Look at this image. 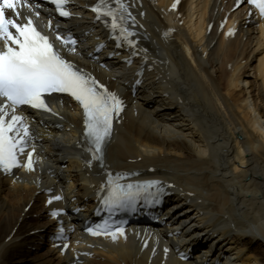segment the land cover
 Wrapping results in <instances>:
<instances>
[{
  "label": "bare ground",
  "instance_id": "bare-ground-1",
  "mask_svg": "<svg viewBox=\"0 0 264 264\" xmlns=\"http://www.w3.org/2000/svg\"><path fill=\"white\" fill-rule=\"evenodd\" d=\"M123 1L145 48L129 67L122 58L133 52L113 49L87 11L92 0H70L64 21L35 5L48 32L87 40L63 55L125 109L101 167L69 99H54L52 113H17L38 163L34 173H0V264H264V20L246 0L235 8L238 0H180L175 8L173 0ZM103 41L106 67L85 56ZM106 171L157 180L165 213L176 211L115 240L78 229L62 250L56 227L89 217ZM206 241L215 244L210 259ZM194 245L202 250L192 259Z\"/></svg>",
  "mask_w": 264,
  "mask_h": 264
},
{
  "label": "snow or ice",
  "instance_id": "snow-or-ice-1",
  "mask_svg": "<svg viewBox=\"0 0 264 264\" xmlns=\"http://www.w3.org/2000/svg\"><path fill=\"white\" fill-rule=\"evenodd\" d=\"M50 2L56 6L60 15H70L64 10L67 0ZM247 2L264 16V0ZM115 3L118 8L113 9L108 0H99L92 11L97 13V18L110 17L112 30H119L121 36L127 39L131 33L120 24L123 20L120 12L126 9L121 0H115ZM18 5L29 6L25 0H0V44L3 45L0 49V169L10 172L13 168L24 166L32 170L30 153L26 165L19 161V156L26 152L25 138L29 136V129L23 124L24 118L16 113L24 106L50 110L45 97L54 93L68 94L81 105L85 116L86 135L91 138L95 153H101L103 144L111 132L113 115L122 110V101L99 85L95 79L76 70L74 65L55 49L49 37L36 29L32 19L23 22ZM6 10H10V14ZM56 40L61 41L63 45H72L70 51H75L76 41L71 37L65 39L57 35ZM119 179L117 177L116 180L108 181V195L103 203L110 212L113 209H134L141 196L151 195L148 190L158 184L152 181L123 185L118 183ZM55 199L59 200L60 197ZM89 231L94 236L111 235L113 240L117 235V232L111 231L107 221ZM117 231L120 235L124 234L123 228Z\"/></svg>",
  "mask_w": 264,
  "mask_h": 264
},
{
  "label": "rangeland",
  "instance_id": "rangeland-1",
  "mask_svg": "<svg viewBox=\"0 0 264 264\" xmlns=\"http://www.w3.org/2000/svg\"><path fill=\"white\" fill-rule=\"evenodd\" d=\"M1 262V261H0Z\"/></svg>",
  "mask_w": 264,
  "mask_h": 264
}]
</instances>
